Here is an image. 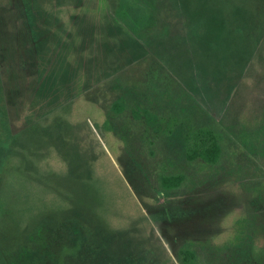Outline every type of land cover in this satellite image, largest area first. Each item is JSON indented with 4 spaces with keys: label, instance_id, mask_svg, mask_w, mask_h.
<instances>
[{
    "label": "rangeland",
    "instance_id": "374dc122",
    "mask_svg": "<svg viewBox=\"0 0 264 264\" xmlns=\"http://www.w3.org/2000/svg\"><path fill=\"white\" fill-rule=\"evenodd\" d=\"M121 2L0 0L11 136L1 252L52 246L55 264H264V32L231 96L199 98L180 14L165 12L142 42ZM202 133L216 138V158L197 149ZM71 221L87 231L83 250L66 243Z\"/></svg>",
    "mask_w": 264,
    "mask_h": 264
},
{
    "label": "trees",
    "instance_id": "16d2710c",
    "mask_svg": "<svg viewBox=\"0 0 264 264\" xmlns=\"http://www.w3.org/2000/svg\"><path fill=\"white\" fill-rule=\"evenodd\" d=\"M121 10V21L142 42L152 39L149 33L156 30L165 12L180 14L187 29V43L192 49L195 96L199 98L201 93L220 98L222 90L226 100L231 96L264 32V0H122ZM243 10H247L244 13L250 14L251 20L244 17ZM36 49L33 47L28 53H35ZM51 80V77H39L42 95L47 96L53 90ZM1 100L0 92V167L5 153H10L11 139ZM195 144L207 159L219 154L212 133L197 134ZM65 236L67 245L79 250L90 244L87 231L77 221L69 223ZM51 249L52 246L37 250L22 248L10 256L0 250V264H55Z\"/></svg>",
    "mask_w": 264,
    "mask_h": 264
}]
</instances>
